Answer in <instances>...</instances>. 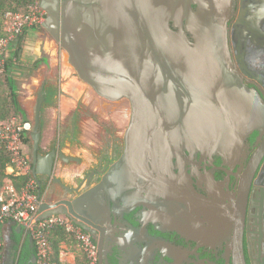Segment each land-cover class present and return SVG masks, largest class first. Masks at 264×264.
Here are the masks:
<instances>
[{"label": "flooded vegetation", "instance_id": "1", "mask_svg": "<svg viewBox=\"0 0 264 264\" xmlns=\"http://www.w3.org/2000/svg\"><path fill=\"white\" fill-rule=\"evenodd\" d=\"M171 7L172 29L178 32L182 26L195 43L189 17H200L198 28L205 9L219 12L216 19L208 17L217 23L227 11L228 0H171ZM231 7L224 55L231 73L228 79L259 99L250 100L240 88L237 96L232 95V104L238 114L240 103L253 108L261 115L259 126L238 144L232 157L214 143L191 142L171 164L151 165L143 187L130 188L122 195L104 193L101 206L95 200L82 202L85 196L97 198L103 176L124 155L132 105L127 99L104 98L84 83L68 62H60L63 49L45 30L44 49L49 57L34 65H60L63 75L60 81H41L36 94V101L39 93L45 97L39 154L47 157L55 150L56 157L49 183L40 186L35 181L38 194L43 191L54 209L68 211L62 205L67 202L91 221V226H81L96 241L98 264H239L241 248L247 264L252 260L256 264V256L264 251V0H231ZM65 88L72 90L70 97ZM59 111L64 123L60 127ZM217 134L208 139L222 135ZM61 153L76 160L65 161ZM67 175L72 181H66ZM248 182L251 193L245 205ZM25 231L20 240L8 245L5 258L9 264H39L36 244Z\"/></svg>", "mask_w": 264, "mask_h": 264}, {"label": "water", "instance_id": "2", "mask_svg": "<svg viewBox=\"0 0 264 264\" xmlns=\"http://www.w3.org/2000/svg\"><path fill=\"white\" fill-rule=\"evenodd\" d=\"M40 6L47 13L43 28L60 43L79 78L104 98L129 100L133 109L124 155L103 176L97 198L85 196L83 204L95 200L101 206L104 193L122 195L130 188L143 187L151 165L171 164L191 142L214 143L232 157L259 126L261 115L253 108L240 103L238 114L232 104V95L237 96L240 88L250 100L256 96L228 79L231 73L224 55L228 53L231 0L217 23L210 18H218L219 12L203 9L198 28L200 17H189L195 43L189 41L182 26L178 32L172 29L171 0H41ZM44 101L39 93L30 132L32 176L40 186L53 176L56 157L55 150L47 157L39 154ZM217 116L226 118L224 124L216 121ZM217 133L222 135L214 139L220 136ZM60 156L69 159L63 153ZM251 185L248 182L245 205ZM38 195L41 213L51 211V215H67L79 225H92L71 204L62 202L69 210L60 211L46 202L43 191ZM246 212L245 207L244 216ZM256 257V264H264V251ZM239 264H247L242 248Z\"/></svg>", "mask_w": 264, "mask_h": 264}, {"label": "built area", "instance_id": "3", "mask_svg": "<svg viewBox=\"0 0 264 264\" xmlns=\"http://www.w3.org/2000/svg\"><path fill=\"white\" fill-rule=\"evenodd\" d=\"M41 1V0H40ZM36 1L27 13L8 12L3 18L4 37L0 39V72L6 64V57L12 45L30 30L40 28L46 21L47 13ZM32 124L17 118L0 123V144L4 145L12 157L9 174L27 177L25 187L18 190L7 181L0 192V223L10 220L28 232L37 248L39 264H76V254L64 240L55 252L49 235L61 229L86 258V264H98L96 241L67 215L42 216L38 186L32 176V166L25 151V138L30 135ZM0 264L4 262V242L0 237Z\"/></svg>", "mask_w": 264, "mask_h": 264}, {"label": "trees", "instance_id": "4", "mask_svg": "<svg viewBox=\"0 0 264 264\" xmlns=\"http://www.w3.org/2000/svg\"><path fill=\"white\" fill-rule=\"evenodd\" d=\"M36 1L40 0H0V39L5 35L3 30V18L5 14L8 12L27 13ZM23 36L19 38V44ZM16 62L21 63L19 49L14 57H9L7 54L6 64L3 71L0 72V123L18 118L20 113L18 87L12 75V68ZM29 142H31V138L27 135L25 143ZM11 165L12 157L10 152L4 145L0 144V192L7 181H10L18 190H21L27 184V177L8 173V168ZM48 237L54 251L58 252L60 243L66 240L68 235L61 229H56ZM76 264H86V258L83 254L77 256Z\"/></svg>", "mask_w": 264, "mask_h": 264}, {"label": "crops", "instance_id": "5", "mask_svg": "<svg viewBox=\"0 0 264 264\" xmlns=\"http://www.w3.org/2000/svg\"><path fill=\"white\" fill-rule=\"evenodd\" d=\"M44 45H45L44 39H42L40 37V34L37 30L33 29V30L28 31L22 37V41L20 44L17 41L14 45H12L10 47L9 52L11 53L12 57L15 56L17 50L19 49L20 60H21V63L23 65L21 68H20L21 65H19L18 67L16 65H14L12 68V75L16 81L17 87H18V81L20 79L21 73L24 69H27L28 72L32 73L33 71L31 70V68H36V66L34 65V63H36V61L43 60L45 62V60L49 57V51L48 52L45 51ZM63 59H64V61H66V63L68 62L67 59L64 57V55H63ZM44 66L47 69H51V67H49L48 64L41 65V67H44ZM36 84H37V81H34V85H36ZM64 91H65V95L67 97L68 96L70 97L72 95V90L65 88ZM18 93H19V97L24 94L22 91H18ZM35 101L32 102V100H30V103L28 102V104L27 103L24 104L20 100V113H19V116L17 119L24 117L25 121L31 122L28 119V117L31 116V114H32V109H33ZM63 125H64L63 120L62 119L59 120L58 121V127L63 126ZM25 151H26V145H25ZM65 177H66L67 182L72 181L71 176L67 175ZM49 212L50 211H46V212L42 213V216H46L47 214H49ZM19 227L20 226H18L16 223H14L13 221H10V220H5V221L0 223V237L2 238V240L4 242V262H5V264H9L5 258V256H6L5 253L7 251L8 245L12 244V242L15 241V239L20 240L21 234L25 231L23 228H22V230H19ZM75 254H76V256H78L81 253L79 251L75 250Z\"/></svg>", "mask_w": 264, "mask_h": 264}, {"label": "rangeland", "instance_id": "6", "mask_svg": "<svg viewBox=\"0 0 264 264\" xmlns=\"http://www.w3.org/2000/svg\"><path fill=\"white\" fill-rule=\"evenodd\" d=\"M37 30L40 34V37L42 39H44L46 32L45 29L42 27L34 29ZM47 31V30H46ZM63 52H60V62L62 63L63 60ZM8 56H11V53L8 52ZM12 57V56H11ZM17 67L19 65L20 68L23 66L22 63H17L15 64ZM31 70L33 71L32 73L28 72L27 69H24L21 73L20 79L18 81V91H22L24 94L20 96V100L22 101V103L24 104H28V102L30 103V100H32V102H34L36 100V94L37 91L40 87L41 81H43L44 79H48V78H55L58 79V81L61 80V77L63 75L62 73V67L59 65L58 67H53L51 69H47L45 66L44 67H39L38 68H31ZM43 71V72H42ZM34 81H37V84L34 85ZM34 90H33V89ZM64 103L66 104V101L64 100ZM58 113V112H57ZM50 114V113H49ZM48 113L46 114V122L49 121L48 116H50ZM32 115V114H31ZM62 115H60V111L58 114H56V118H58L59 120H61ZM28 119L31 121V124L33 123V118L32 116H29ZM20 121L24 120V117H21L19 119ZM50 123V122H49ZM49 125V124H48ZM32 145V141L29 143H26V152L27 155H30L31 153V146ZM9 173V172H8ZM68 241V245L71 249L74 250L75 246L72 242V240L70 238L66 239Z\"/></svg>", "mask_w": 264, "mask_h": 264}]
</instances>
